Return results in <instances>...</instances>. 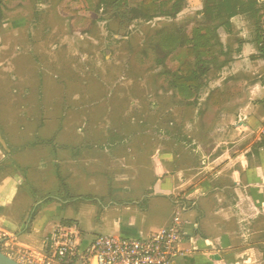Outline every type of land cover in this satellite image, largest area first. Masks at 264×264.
<instances>
[{
	"label": "crops",
	"instance_id": "obj_1",
	"mask_svg": "<svg viewBox=\"0 0 264 264\" xmlns=\"http://www.w3.org/2000/svg\"><path fill=\"white\" fill-rule=\"evenodd\" d=\"M6 1L0 0V229L41 248L54 225L72 219L74 200L92 198L99 204L98 230L122 238L145 239L178 214L183 236L170 264H264V57L257 32L264 0H240L254 2L258 13L236 15L217 29L214 77L207 75L200 91L172 90L179 120L147 121V131L141 122H119L104 136L38 135L29 142L11 134L28 127L11 120L10 102L26 97L19 72L25 43L9 39L26 32V24L9 18ZM192 1L201 6L197 14L203 0ZM43 146L50 147L57 189L34 199L30 190L34 195L27 196L26 158ZM42 160L33 164L41 176ZM92 228L80 233L101 236Z\"/></svg>",
	"mask_w": 264,
	"mask_h": 264
},
{
	"label": "rangeland",
	"instance_id": "obj_2",
	"mask_svg": "<svg viewBox=\"0 0 264 264\" xmlns=\"http://www.w3.org/2000/svg\"><path fill=\"white\" fill-rule=\"evenodd\" d=\"M121 1L127 8H140L143 0ZM151 1L161 13L170 14L178 0ZM122 2L116 8L113 0L6 1L11 10L9 18L22 19L26 24V32L16 31L9 38L17 45L25 43L20 49L25 56L20 71L18 66L12 69L13 75L21 73L20 87L27 90L24 99L17 95L10 98L11 120L28 124L26 129L12 131L18 142H29L38 135L43 139L53 135L57 138L104 136L113 131L114 124L127 125L129 121L141 122L147 131V121H163L165 116L173 121L180 119L172 92L176 88L164 69L174 72L187 60L185 41L191 38L200 20L196 12L201 6H194L192 0L188 6V0H183L175 18L157 13L149 20L137 19L126 25L116 16L128 11ZM170 34L177 38L176 50L162 67L157 63L161 55L155 45ZM208 77H214V68ZM17 82L16 77L12 88H18ZM169 108L172 110L165 113ZM101 124L110 128L101 129ZM37 125L40 126L35 128ZM49 148L43 146L31 151L26 158L30 168L27 196L35 194L34 199L57 189L49 167ZM38 158L45 163L43 176L33 171ZM87 199L72 202V219L66 223L75 224L79 231L88 232L95 227L96 235H108L105 228L98 230L102 224L99 204Z\"/></svg>",
	"mask_w": 264,
	"mask_h": 264
},
{
	"label": "built area",
	"instance_id": "obj_3",
	"mask_svg": "<svg viewBox=\"0 0 264 264\" xmlns=\"http://www.w3.org/2000/svg\"><path fill=\"white\" fill-rule=\"evenodd\" d=\"M264 47V26L260 34ZM178 214L145 239L105 235L87 239L75 224L54 225L41 248L19 244L0 229V252L17 264H170L182 240Z\"/></svg>",
	"mask_w": 264,
	"mask_h": 264
},
{
	"label": "trees",
	"instance_id": "obj_4",
	"mask_svg": "<svg viewBox=\"0 0 264 264\" xmlns=\"http://www.w3.org/2000/svg\"><path fill=\"white\" fill-rule=\"evenodd\" d=\"M119 2L122 1L113 0L114 7L118 8ZM182 2L183 0L174 2L172 5L174 12L170 14L161 13V10L151 0H143L140 8H127L122 2L123 8L128 11L121 17L118 13L116 16L124 20L126 25L137 19L149 20L155 17L157 13L165 17L175 18V15L182 9ZM254 5V2L243 3L240 0H203L202 10L197 13L200 20H198L197 26L193 28L191 38L185 41L187 60L182 61L174 72L164 69V74L171 77L174 88L190 94L200 91L203 80L208 75L211 66L214 67V45L217 43V29L222 26L228 27L230 19L236 15L249 13L253 16L257 14L258 10L254 9ZM127 17L128 19H126ZM257 32L260 35L259 28H257ZM176 42L177 38L170 34L156 43L155 49L161 55L157 60L160 66L164 67L165 59L176 50ZM259 50L261 57H264V47L261 46Z\"/></svg>",
	"mask_w": 264,
	"mask_h": 264
},
{
	"label": "water",
	"instance_id": "obj_5",
	"mask_svg": "<svg viewBox=\"0 0 264 264\" xmlns=\"http://www.w3.org/2000/svg\"><path fill=\"white\" fill-rule=\"evenodd\" d=\"M213 260H218L219 258L217 256H212ZM0 264H17L16 262H14L13 260L7 258L6 256H4L1 252H0Z\"/></svg>",
	"mask_w": 264,
	"mask_h": 264
}]
</instances>
